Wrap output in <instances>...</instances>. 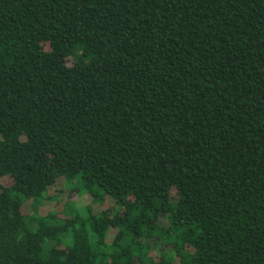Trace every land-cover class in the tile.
Masks as SVG:
<instances>
[{
    "label": "trees",
    "instance_id": "obj_1",
    "mask_svg": "<svg viewBox=\"0 0 264 264\" xmlns=\"http://www.w3.org/2000/svg\"><path fill=\"white\" fill-rule=\"evenodd\" d=\"M0 264H264V0H0Z\"/></svg>",
    "mask_w": 264,
    "mask_h": 264
},
{
    "label": "rangeland",
    "instance_id": "obj_2",
    "mask_svg": "<svg viewBox=\"0 0 264 264\" xmlns=\"http://www.w3.org/2000/svg\"><path fill=\"white\" fill-rule=\"evenodd\" d=\"M55 187L58 188L59 193H61V194H66V191H67L66 189H67V187L63 184V181H59V182H57V184H56ZM87 200H88L87 197H83V198L81 199V201H80V199H79L78 201L84 203V202L87 201Z\"/></svg>",
    "mask_w": 264,
    "mask_h": 264
}]
</instances>
